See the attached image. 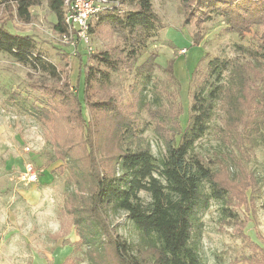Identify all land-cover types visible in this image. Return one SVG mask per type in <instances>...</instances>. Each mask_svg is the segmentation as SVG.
<instances>
[{
    "label": "trees",
    "instance_id": "16d2710c",
    "mask_svg": "<svg viewBox=\"0 0 264 264\" xmlns=\"http://www.w3.org/2000/svg\"><path fill=\"white\" fill-rule=\"evenodd\" d=\"M43 1L56 17L53 31L64 37L68 34L64 0H17L15 13L9 19L29 23L33 18L31 9ZM113 1L132 9H115L92 20L90 38L116 36L122 44L90 53L76 84L68 65L60 68L51 63L32 35L12 33L5 23L0 26V51L31 70L60 80L56 87H45L48 98L32 107L36 121L50 133L53 161L68 166L69 180L75 186L64 204L63 234L53 237L68 242L70 232L75 231L79 240L73 247L75 250L85 247L91 264H202L197 243L203 213L214 201L231 202L235 193L241 197L250 185L233 187L223 183L220 173L211 167L212 161L209 163L196 153L195 145L207 134L216 102L222 98L227 100L225 142L244 145L248 136L245 131L241 132L242 128L259 131L264 128V91L256 80L260 72L251 63L211 60V74L221 78L228 73V85L221 83L209 88L207 85L204 86L207 89L194 94L185 129L179 122L181 106L177 113L171 114L172 128L157 122L154 129L166 150L157 159L150 145L139 136L136 104H128L106 93L104 88L112 75L120 71H137L139 76L147 78L157 55L152 54L137 65L162 28V21L151 0ZM178 1L185 24L195 28V44L206 38L207 24L221 18L228 30L241 38L250 35L255 26L261 27L257 41L264 53V0ZM7 2L0 0V6ZM258 55V52L252 53L253 57ZM61 56L68 58L64 53ZM167 71L176 81L173 67ZM73 84L78 89L76 93L71 91ZM157 114L150 111L153 118ZM63 166L60 170H64ZM143 193L149 202L142 198ZM108 210L128 214L135 228L150 239L146 249H140L136 256L130 255V245L109 225ZM232 214L227 211L228 216Z\"/></svg>",
    "mask_w": 264,
    "mask_h": 264
},
{
    "label": "rangeland",
    "instance_id": "374dc122",
    "mask_svg": "<svg viewBox=\"0 0 264 264\" xmlns=\"http://www.w3.org/2000/svg\"><path fill=\"white\" fill-rule=\"evenodd\" d=\"M151 1L162 28L137 66L156 54L155 66L147 78L139 76L137 71L117 72L104 90L128 104H136L139 136L159 159L166 150L154 129L157 122L172 128L171 114L177 113L181 106L179 122L185 129L194 94L210 85H228L229 74L224 73L221 78L213 76L210 61L251 63L260 72L256 80L264 91V53L257 41L262 32L259 26L241 38L231 33L221 18H215L207 24L206 38L197 45L193 36L195 28L185 24L178 0ZM16 3L17 0H8L0 6V26L5 23L12 33L32 35L51 63L60 68L68 65L76 84L89 62L88 47L81 44L73 47L53 31L56 17L44 1L31 9L33 18L29 23L10 20ZM128 8L131 7L123 6L122 10ZM121 44L116 36L98 35L92 37L90 46L93 52H98ZM253 52L259 55L255 58ZM61 53L68 58L64 59ZM170 66L176 81L167 71ZM59 82L0 51V264H63L67 259L68 264H91L85 247L77 250L73 247L79 240L75 231L70 232L68 242L53 237L63 234L64 204L75 186L69 180L68 166L53 161L50 133L36 121L32 107L48 98L45 87H56ZM74 84L71 91L76 93ZM226 108V98L216 102L210 128L196 143L195 152L209 163H216L211 167L220 173L223 183L233 187L250 185V188L241 197L235 193L231 202H212L202 215L198 251L202 264H264V128L259 131L241 127V132L248 136L244 145L225 142ZM150 111L158 113L157 117H151ZM25 163L34 164L40 172L38 183L21 180ZM61 166L64 170H60ZM141 196L150 201L146 194ZM227 211H232V216ZM106 216L114 233L130 245V255L136 256L150 244V239L135 228L126 212L108 210Z\"/></svg>",
    "mask_w": 264,
    "mask_h": 264
},
{
    "label": "built area",
    "instance_id": "2783aa9c",
    "mask_svg": "<svg viewBox=\"0 0 264 264\" xmlns=\"http://www.w3.org/2000/svg\"><path fill=\"white\" fill-rule=\"evenodd\" d=\"M64 22L68 27V34L63 37L67 44L73 47L81 44L87 46L89 52L93 53L90 46L91 21L101 15L113 13L115 9L122 10V5L113 0H64ZM29 151V148H26ZM21 180L27 184H35L40 180V172L34 164L27 163L21 175Z\"/></svg>",
    "mask_w": 264,
    "mask_h": 264
},
{
    "label": "crops",
    "instance_id": "0c3cea01",
    "mask_svg": "<svg viewBox=\"0 0 264 264\" xmlns=\"http://www.w3.org/2000/svg\"><path fill=\"white\" fill-rule=\"evenodd\" d=\"M26 164H27V163H25L24 166H23V171H24V168H25V165H26ZM22 173H23V172H22ZM21 175H22V174H21Z\"/></svg>",
    "mask_w": 264,
    "mask_h": 264
}]
</instances>
